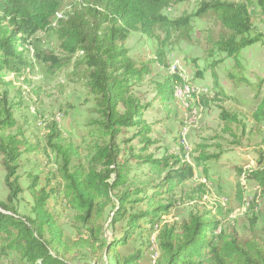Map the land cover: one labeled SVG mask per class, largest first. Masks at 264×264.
<instances>
[{"label": "trees", "instance_id": "16d2710c", "mask_svg": "<svg viewBox=\"0 0 264 264\" xmlns=\"http://www.w3.org/2000/svg\"><path fill=\"white\" fill-rule=\"evenodd\" d=\"M183 1L0 0V155L9 189L6 199L0 200V264L12 256L27 264H140L151 246L155 226L175 205L163 195L194 177L197 166L205 165V177H209L207 161L218 154L202 150L195 164L179 154H146L156 142L151 136L153 123L144 119L152 103L144 102L134 89L151 74L154 63L168 66V43L192 38L193 17L210 15L221 29L220 36L210 38L212 54L233 57L237 65H241V50L256 43L264 46V30L253 22L254 0H203L193 14L172 18L165 13ZM257 1L264 12V0ZM41 31L56 33L65 57L40 51L36 35ZM135 31L159 42L155 59L137 62L130 55L127 40ZM29 45L52 70L73 62L72 74L83 75L98 114L90 121L83 142L64 139L56 121L49 126L44 144L23 135L15 107L8 101L13 79L7 76H22L33 67ZM221 60L211 62L212 71ZM241 78L257 87L258 102L251 115L260 129L264 124V78L256 85L245 76ZM183 82L181 74L173 70L156 82L155 99L171 102L175 85ZM219 91L215 98L232 99L231 94ZM201 100L204 108L212 105L205 97ZM220 119L223 129L236 124L246 130L238 113L222 108ZM135 139L137 146L131 144ZM23 151L54 155L57 182L40 187L35 177L27 187L22 186L19 169ZM256 152L255 165L237 172L240 205L246 202L247 182L258 186L250 208L264 195V147ZM144 164L161 174L166 172L164 182L152 186L150 182L137 183L140 173L135 167ZM204 186L200 184L199 190ZM24 191L32 197L26 214L18 208ZM52 198L63 199L73 211L74 239L66 235L59 217L49 208ZM230 217V209L217 206L214 212H192L179 223L165 222L155 238L158 251L154 264H264V235L258 232L255 218H249L252 233L240 237L224 226ZM131 239L137 240L134 248L123 253Z\"/></svg>", "mask_w": 264, "mask_h": 264}, {"label": "rangeland", "instance_id": "374dc122", "mask_svg": "<svg viewBox=\"0 0 264 264\" xmlns=\"http://www.w3.org/2000/svg\"><path fill=\"white\" fill-rule=\"evenodd\" d=\"M202 1L186 0L168 8L165 13L172 18L185 13L193 14ZM251 12L255 26L264 30V12L257 0L253 2ZM209 16L206 14L202 17H193L192 38L181 41L173 39L168 43L166 46L168 66L154 63L151 74L134 89L144 102L152 103L145 112L144 119L153 123L151 136L156 142L150 146L146 154L153 153L155 157L179 154L192 164H195V158L202 150L211 155H219L218 158L207 161L209 177H205V165L197 166L194 177L163 195L164 200L172 199L175 205L160 223H179L197 210L214 212L217 206H222L225 211L231 210L230 220L224 225L228 230H234L240 237H246L252 233L249 218H255L258 232L264 235V195L255 207L250 208L258 188L256 183L247 182L244 206L240 205L236 198L238 170L253 167L257 148L264 147V124L258 129L251 115V110L258 102L255 98L257 87L250 86L241 78L245 76L253 82L252 85H256L260 77L264 78V46L257 43L250 47L245 52V57L240 52L241 65H237L233 57L223 59L212 54L213 42L210 38L220 36L221 29L212 23ZM36 37L42 53L53 54L59 58L65 57L54 31H41ZM127 46L130 55L137 62H148L156 58L159 42L135 31L129 36ZM28 49L33 67L22 76L16 77L13 74L7 76V79H13V85L8 88V101L15 107V117L18 126L23 130V135L33 143L40 141L44 144L49 126L56 121L64 139L81 142L90 128V121L98 116L95 99L86 89L83 75L72 74L73 62L52 70L41 56H35L32 45H29ZM219 58L222 60L212 71L211 62ZM173 70L179 72L184 81L180 86L175 85L182 87L183 95L180 89L174 87L171 102L161 103L154 97L156 82L163 81ZM220 89L231 94L232 99L219 100L220 96L215 98V93L220 92ZM203 97L208 102L210 100L212 105L204 108L201 100ZM222 108L240 115L242 123L246 125L245 132L242 125L238 127L236 124L229 129H223L224 123L220 119ZM15 131L16 128L13 129V132ZM130 135L131 133H127L126 136ZM131 144L137 146L138 139ZM20 165V180L24 187H27L35 177L38 178L40 187L44 185L51 187L57 182L54 179L57 167L54 155L23 151ZM135 170L140 173V178L136 182L139 184L150 182V186L163 183L162 179L167 174L152 170L145 164L137 165ZM4 179L5 171L0 155V200H5L9 193ZM200 184L205 186L199 190ZM31 201L30 193L24 191L19 197V210L28 213ZM49 208L59 217L66 235L74 239L76 233L71 226L74 213L66 202L61 198H52L49 201ZM154 234L157 232L152 233L151 242ZM132 239L123 247V253H130L134 248L137 240ZM152 248L153 242L150 246L151 251ZM155 258L156 252L153 254V264ZM4 264L27 263L12 256L7 257Z\"/></svg>", "mask_w": 264, "mask_h": 264}, {"label": "crops", "instance_id": "0c3cea01", "mask_svg": "<svg viewBox=\"0 0 264 264\" xmlns=\"http://www.w3.org/2000/svg\"><path fill=\"white\" fill-rule=\"evenodd\" d=\"M257 44V43H256ZM256 44H254V45H256ZM254 45H251V46H248V47H246V48H244L243 50H241V55L242 56H244L245 57V52L248 50V49H250V47H252V46H254ZM156 252V251H155ZM156 257H157V253H156ZM156 259V258H155ZM139 263L140 264H153L152 263V251L150 250V248H149V250H147L146 252H145V254H144V256L139 260Z\"/></svg>", "mask_w": 264, "mask_h": 264}, {"label": "bare ground", "instance_id": "6f19581e", "mask_svg": "<svg viewBox=\"0 0 264 264\" xmlns=\"http://www.w3.org/2000/svg\"><path fill=\"white\" fill-rule=\"evenodd\" d=\"M184 132H185V131H184ZM161 225H162V224H158V225L155 226V231H156L157 233H158V229H159V227H160ZM156 235H157V234H154V239H153V241H152V242H153V248H154V245H157V244H156V239H155V238H156ZM152 242H151V243H152ZM157 251H158V250H156V252H157Z\"/></svg>", "mask_w": 264, "mask_h": 264}, {"label": "built area", "instance_id": "2783aa9c", "mask_svg": "<svg viewBox=\"0 0 264 264\" xmlns=\"http://www.w3.org/2000/svg\"><path fill=\"white\" fill-rule=\"evenodd\" d=\"M177 89H180L182 91V87H177ZM183 95V91L180 92ZM157 250V245H154V248H152V261H153V254Z\"/></svg>", "mask_w": 264, "mask_h": 264}]
</instances>
